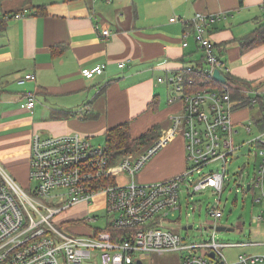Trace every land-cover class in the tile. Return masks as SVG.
I'll return each instance as SVG.
<instances>
[{"label": "crops", "instance_id": "obj_1", "mask_svg": "<svg viewBox=\"0 0 264 264\" xmlns=\"http://www.w3.org/2000/svg\"><path fill=\"white\" fill-rule=\"evenodd\" d=\"M3 12L15 14L0 34V159L16 172L29 171L34 133H80L104 146L109 128L130 121L134 137L156 124L165 135L182 102L171 103V88L158 78L200 61L192 33L183 45L192 29L184 20L199 12L226 14L209 27L217 51L232 75L264 94V44L245 51L241 45L263 21L264 0H0ZM99 63L106 64L102 74H82ZM27 73L35 78L25 79ZM31 93L36 104L29 109L23 104ZM186 166L185 140L177 135L137 180L170 178ZM96 200L91 210L105 206L104 194Z\"/></svg>", "mask_w": 264, "mask_h": 264}, {"label": "built area", "instance_id": "obj_2", "mask_svg": "<svg viewBox=\"0 0 264 264\" xmlns=\"http://www.w3.org/2000/svg\"><path fill=\"white\" fill-rule=\"evenodd\" d=\"M20 15V14H17ZM225 13H197L191 20V32L183 33V45L192 33L202 55L182 69L158 81L171 88L169 101H180L182 107L171 116L165 135L139 155L124 156L111 163L108 151L94 145L80 133L62 136L34 133L29 160V184L24 186L0 163V264H137L151 252L184 251L182 264H264V253L240 252L231 262L225 248L258 245L262 242H221L216 222L223 216L221 200L227 178L229 156L245 144L259 146L261 159L250 182L242 183L245 191L254 193V201L263 208L254 220L264 223V129L259 136L238 144L237 121L233 113L239 101L231 96L226 82L216 79L214 72H229L217 51L209 30ZM177 16L171 17L176 21ZM121 68L126 62L119 63ZM105 63L82 70L87 78L102 74ZM227 76V75H226ZM35 78L27 73L25 79ZM24 81V80H22ZM256 91L253 103L258 104ZM36 96H27L23 106L32 109ZM264 116H260V119ZM250 121V123H253ZM251 132V127L247 125ZM185 140L187 166L183 173L154 182H140L136 174L155 153L173 137ZM258 157V154H255ZM223 162V169L205 172L212 163ZM1 162V161H0ZM130 175V181H118L119 174ZM31 180L36 183L31 185ZM240 185V184H239ZM210 191L217 194L209 208L213 232L208 239L189 241L165 224L167 218L181 209V189ZM258 190V194L255 193ZM105 196L106 226L90 227L88 232L75 229L85 219L96 221L90 209L100 194ZM85 203L89 210L83 218L71 219L67 210ZM115 227L123 231L115 235Z\"/></svg>", "mask_w": 264, "mask_h": 264}, {"label": "rangeland", "instance_id": "obj_3", "mask_svg": "<svg viewBox=\"0 0 264 264\" xmlns=\"http://www.w3.org/2000/svg\"><path fill=\"white\" fill-rule=\"evenodd\" d=\"M199 53L201 56V50H199ZM248 92L250 95H253V92ZM262 115H264V109H262L259 104L254 107L249 106L244 109H238L233 113V117L237 121L235 128L239 131L238 134L235 135V140L238 144L260 135V128L252 120ZM250 121L253 123H250ZM247 125L251 127V132L247 130ZM258 152V145L245 144L239 150L235 151L233 155L229 156L230 161L227 164L229 171L227 178H229L230 181L224 189L221 200L223 216L216 222L219 225L233 227L234 230H219L216 232V235L218 239L224 243L262 242L261 244L252 246L225 248V255L231 262L236 259L237 254L240 252L264 253V223H259L254 220V216L263 208V204L255 202L254 193L252 191H244L241 186L242 183L247 184L252 180L256 171V163L261 159ZM256 153L258 157L255 155ZM126 155L130 156V154ZM0 161V163L4 164L6 170H8L20 184L24 186L29 184L30 180L27 169L21 168L16 172L7 164L5 165L1 159ZM223 167L224 165L221 161L210 164L204 171L222 170ZM143 168H145V166ZM137 174L135 176L136 180L138 179ZM117 178L118 181L122 183H126L131 179L130 175L125 176L122 173L119 174ZM35 183L34 180H31L32 186H34ZM185 188L184 186L181 189V209H178L170 215L165 221V224L170 226L172 231L186 237L189 241L208 239L213 232L210 221L214 220L209 213V208L214 203L217 194H213L210 191H194L193 187H190V195H188V191L185 190ZM255 193L258 194V190H255ZM94 202V206L97 203H101V201H97L96 199ZM88 210L89 207L85 203H80L79 206L76 205L70 210H67L66 215L69 216L68 218H83L88 214ZM89 214H97L99 215V219L92 221L86 217L84 220V227H75L77 231L88 232L90 227L96 226L104 228L106 226L107 210L105 207L96 208L94 212H89ZM189 224H193V228H183L184 225ZM185 253L184 251H167L164 253L151 252L143 256L142 260L143 264H182ZM86 264L92 263L87 262Z\"/></svg>", "mask_w": 264, "mask_h": 264}, {"label": "trees", "instance_id": "obj_4", "mask_svg": "<svg viewBox=\"0 0 264 264\" xmlns=\"http://www.w3.org/2000/svg\"><path fill=\"white\" fill-rule=\"evenodd\" d=\"M242 2V0H241ZM12 12L0 13V34L4 33L8 27V16L13 15ZM264 44V19L261 24L253 31L245 35L241 40L242 50H249L258 45ZM228 77L227 85L231 90V96L234 100L239 101L237 109H244L245 107H254L253 95L257 90H253L251 83L245 79L236 77L230 72H226ZM248 91L253 92L250 95ZM258 104L264 109V94L258 93ZM154 103V101H153ZM76 112H68L67 116H72ZM86 113V112H85ZM82 112L81 118H89V114ZM79 112H77V115ZM264 116V115H262ZM257 123L262 129H264V119L260 117L255 118ZM163 127L160 124H156L142 134L134 137L131 134V123L125 121L109 128L105 133L104 147L108 151L111 163L118 162L126 154L139 155L153 146L161 137ZM227 173H229L226 167ZM230 180V179H229ZM228 184V183H227ZM226 184V185H227ZM220 219V218H219ZM123 230L115 227V235L121 233Z\"/></svg>", "mask_w": 264, "mask_h": 264}, {"label": "water", "instance_id": "obj_5", "mask_svg": "<svg viewBox=\"0 0 264 264\" xmlns=\"http://www.w3.org/2000/svg\"><path fill=\"white\" fill-rule=\"evenodd\" d=\"M214 76L216 79L220 80L221 82H226L228 77L221 72L220 69H216L215 72H214ZM193 224H189V225H184L183 228L184 229H187V228H193ZM218 230H234L233 227H228V226H223V225H219L217 227ZM137 264H143V260H138L137 261Z\"/></svg>", "mask_w": 264, "mask_h": 264}]
</instances>
